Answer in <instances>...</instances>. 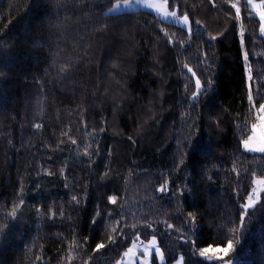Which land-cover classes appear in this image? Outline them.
Returning a JSON list of instances; mask_svg holds the SVG:
<instances>
[{"label":"trees","instance_id":"obj_1","mask_svg":"<svg viewBox=\"0 0 264 264\" xmlns=\"http://www.w3.org/2000/svg\"><path fill=\"white\" fill-rule=\"evenodd\" d=\"M116 1L0 0V264H68L74 243L71 264H115L134 233L157 235L166 264L180 253L204 264L186 241L227 239L236 247L225 259L264 264V189L240 227L264 178V152L241 146L259 124L249 66L256 108L264 102L259 18L245 0H231L241 21L225 0H169L189 32L149 10L107 14ZM197 78L211 81L198 102ZM116 221L123 235L109 244Z\"/></svg>","mask_w":264,"mask_h":264},{"label":"snow or ice","instance_id":"obj_2","mask_svg":"<svg viewBox=\"0 0 264 264\" xmlns=\"http://www.w3.org/2000/svg\"><path fill=\"white\" fill-rule=\"evenodd\" d=\"M68 2V0H49V3H54L57 7V9L63 8L65 6V4ZM144 2V0H137V3H141ZM169 0H164V4H168ZM173 3L176 4V0H173ZM226 4L230 3V6L232 8H235V17L234 19L237 21H241V16H240V12L241 9L238 6L237 2H231V0H225ZM246 6L249 7V12L248 15L249 16H253L254 14H258L259 15V35L261 37H264V0H260L259 4H255L254 0H245ZM132 6V0H117V2L115 4H113V6L111 8L108 9L109 12H115V11H119L121 8H125V7H131ZM145 6L147 7H154V5L152 4H146ZM215 6V5H214ZM255 9V13H253L251 11V9ZM159 11V9H158ZM164 17L167 18H172L174 19L176 22L181 23L182 25H184L185 27H188V25L190 24V19H189V15L187 12L184 13V15L178 16L176 11H165L163 13ZM248 30L243 26L242 22L240 24L239 27V37H240V42L241 45L243 46L245 43V33ZM189 32H191V28H189ZM165 35L167 36V33H165ZM221 35H223V33H221ZM217 40L216 36H211L209 35V41H215ZM169 42H171V40H169ZM0 47H3L2 44H0ZM206 55V54H205ZM243 59L245 61H249V51L247 49H245L243 51ZM211 66V65H209ZM62 72H67L68 71V66H64L60 69ZM189 71H191V69H189ZM193 75H195V73H193ZM0 76H3V73H0ZM247 80H248V90H247V100L249 102V111L250 112H256L259 111L260 113H264V102L259 104V109L256 108V99L253 95V91H252V86H251V81L253 80V76H252V69L249 66L248 68V76H247ZM196 89L192 94V100L193 101H199V98L205 94V92L207 91V87L211 84V81H207L206 83H202L200 81L199 78L196 79ZM260 95H264L260 92L256 93V96H260ZM261 120H264V115L259 117ZM37 128L41 127V125L37 124L36 125ZM253 130H255V125L252 126ZM66 135V133H65ZM252 137L250 136L248 139L242 140L241 141V146L243 147V149L246 152H264V143H262L260 146H254L251 143ZM73 143H75V141H73ZM85 155H88V152H85ZM234 171H236L234 169ZM237 175H239V172H237ZM255 175V174H253ZM260 184H264V178H261L258 181ZM255 183H257V181H253V185H255ZM161 192H164L167 190V185H162L161 188L159 189ZM255 197V198H254ZM259 199L258 196V190L255 186L252 187V191L249 193V195L246 197L247 203H245L242 207H243V214L240 216V227H246L245 224V217L248 216V209L253 208L256 206L257 201ZM109 200L111 203L115 204L117 202V198L115 196H111L109 197ZM72 202L76 205L80 204V199H78L77 197H72ZM21 204H23V200L20 201ZM17 214L16 209L14 208V210L9 214L11 217L15 218ZM57 215L56 212H51L50 216L52 218H55V216ZM59 215L63 216L64 213L60 212ZM97 215H99V213H97ZM195 216H193L192 213L188 214V219L186 220V223L189 224H193V222L195 221ZM93 223H95V221H93ZM116 227H112L111 228V232L115 233L117 235L114 236H110L108 238V243L109 244H115L116 240L118 238H120V236L123 235L122 230L119 228L121 221H116ZM149 227H151V225H148ZM131 227L135 228L136 225H131ZM171 227V225L169 226ZM193 227H196L195 224H193ZM236 232V229H232L231 232L229 233L234 234ZM4 234V230L2 228H0V236H2ZM135 236L136 239L133 240L132 246L130 248L127 249V251L124 252L123 256L121 257L120 261H117V264H124V259L126 257L129 256L130 253L133 252L134 249H136L138 247L136 240H138V235L137 234H133ZM193 235H195V232L193 233ZM197 239H199V237H197ZM186 243H188L190 245V250L192 252V255L197 256L199 258H201L204 261V264H232L231 260H227L225 259L226 256L229 255V253H232L234 248L236 247V245L234 244L233 239H227L226 244L224 247H220L219 243H217V245L214 247L212 244H209L207 247L204 248H195L194 245L196 244V240H189L186 241ZM107 245L101 241L99 243L96 244V248L95 250H101L104 249ZM79 244L74 243L73 245H69V255L67 257L68 260V264H71V261L74 259V257L71 255V251L74 248H78ZM139 247H141L143 249V251L139 254L141 257L140 260V264H148V260H147V256H151L153 251L156 253V255L159 257V259L161 261L164 260V253L160 250V248L157 246V241H156V236H153L151 241L149 242L148 245H140ZM223 253V254H221ZM146 254V255H145ZM77 256H79V253L77 252L76 254ZM37 259H41V257H37ZM85 264H87V262H85ZM133 264H135V262L133 261ZM175 264H185V256L183 254L179 255V258L176 259Z\"/></svg>","mask_w":264,"mask_h":264},{"label":"rangeland","instance_id":"obj_3","mask_svg":"<svg viewBox=\"0 0 264 264\" xmlns=\"http://www.w3.org/2000/svg\"><path fill=\"white\" fill-rule=\"evenodd\" d=\"M254 3L255 4H259L260 3V0H254ZM146 4H152V5H154V7H147V6H145ZM112 6L113 5H111L110 7H108L106 9L105 12L107 14H116V13H121V12H126V11H133V10H149V11L154 12L156 15H158L160 18H162V19H164L166 21H170V22L177 23V24L183 26L188 31H189V28H191V31H192V22H191L190 17H189L190 24L188 25V27H185L181 23L176 22L172 18H167L166 19L164 17L163 13L165 11H176L177 12V15L178 16H181V17L184 15L183 13H180V11H179V9L177 7H171L170 1L168 2V4H164V0H144V2H141V3H137V0H132V6L131 7L121 8L119 11H115V12H109L108 9L111 8ZM158 9H159V11H158ZM252 10H253V13H255V9L253 8ZM254 15H256L259 18V15L258 14H254ZM262 115H264V113H260L259 114V117L262 116ZM250 136L252 137L251 143L254 146H257L258 147L262 143H264V120H261L259 118V124L256 125L255 130H253V132H252V134ZM249 137H247L245 139H248ZM261 153H263V152H261ZM260 179L261 178H257L256 179L257 183L255 184V187L258 190V196H260V193L264 189V184H260L258 182ZM153 236H156L157 246L164 253V260L161 261L159 259V257L156 255V253L153 251V253H152L151 256H147L148 264H166L167 263L166 254H165L164 249L160 245L159 237L157 235H152V236H150L147 239H144V238L139 237L138 240H136V243H137L138 247L136 249H134L133 252L130 253L129 256L124 259V264H133V261L135 262V264H140L141 257H140L139 254L143 251V249L141 247H139V246L140 245H145V246L148 245ZM181 254L182 253H180L179 255H181ZM179 255L177 256L176 259L179 258ZM176 259L172 262V264H175ZM120 260H118V261H120ZM115 264H117V262ZM232 264H233V262H232Z\"/></svg>","mask_w":264,"mask_h":264}]
</instances>
